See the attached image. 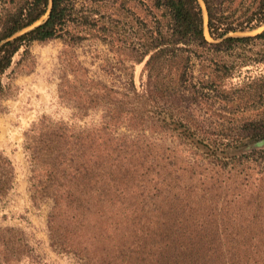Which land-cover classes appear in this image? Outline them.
Here are the masks:
<instances>
[{
  "label": "rangeland",
  "instance_id": "374dc122",
  "mask_svg": "<svg viewBox=\"0 0 264 264\" xmlns=\"http://www.w3.org/2000/svg\"><path fill=\"white\" fill-rule=\"evenodd\" d=\"M89 2L102 15L125 13L123 54L96 28L75 40L32 42L2 77L0 230L24 236L34 264H147L167 227L162 220L215 248L220 235L226 249L263 252L264 138L236 140L261 110L250 83L264 64L250 61L217 78L229 105L215 100L211 81L214 61L233 57L209 45L185 46L161 60V72L149 80V56L134 65L129 58L164 20L162 11L150 0ZM7 5L0 0V10ZM203 7L205 35L217 42ZM75 167L83 170L79 178H72ZM56 197L55 232L66 247L51 237ZM81 202L90 207L83 218L76 213ZM78 242L87 251H76Z\"/></svg>",
  "mask_w": 264,
  "mask_h": 264
},
{
  "label": "trees",
  "instance_id": "16d2710c",
  "mask_svg": "<svg viewBox=\"0 0 264 264\" xmlns=\"http://www.w3.org/2000/svg\"><path fill=\"white\" fill-rule=\"evenodd\" d=\"M3 1L8 5L0 10V92L3 89L2 77L11 67L14 56L21 48L28 47L34 41H47L59 37L75 40L97 28L112 48L116 47V51L123 54L121 51L127 50L125 49L127 41L123 39L127 31L124 26L126 22L125 19H121L125 17V13L121 12V8L117 17L112 18V14H99V10L89 2L90 0ZM150 1L154 9L162 11L161 17L164 20L157 19L154 30L139 43L140 48L134 46L135 56L129 58L134 65L149 56L146 62L149 80L154 72L157 75L161 72L162 64L159 65L161 60L176 58L186 50L185 46L200 48L209 45L216 53L223 52L233 57L230 64L214 61L215 77L211 81L215 100L228 104L232 99L225 94L217 78L232 76L233 69L239 67L241 70L240 67L248 65L250 61L258 63V66L264 64V29L255 34L229 35L236 32H252L263 27L264 0H202L207 9L210 35L219 40L217 42H209L205 35L204 7L201 0ZM45 15L47 17L38 23ZM184 75L185 73L181 74L180 80ZM131 78L132 92L135 93L137 87L134 75ZM149 82L144 84L143 89H149ZM161 85L164 83L161 82ZM170 85L172 84H165L164 87L171 89ZM250 86L254 90L256 104L261 110L254 119L245 121L246 132L240 133L236 141L244 138L249 140L264 138V67L260 69L258 78L251 81ZM171 91L177 90L173 87ZM105 158L106 154L103 155L104 167ZM115 160L116 158L112 160V165ZM5 161L12 167L11 160L6 156ZM82 173L83 170L75 167L72 178H79ZM74 198L81 200L80 196ZM56 199L58 202L56 201L55 211L50 217L51 237L54 244L66 247L67 241L55 232L57 226L55 214L60 208L59 197ZM89 208L81 202L76 213L83 218ZM79 219L75 221L80 223ZM159 223L161 227H167L161 228L160 240L153 244L154 254L148 258L147 264H237L242 259H246L247 262H264V251L243 254L237 246L226 249L220 235L216 239L221 245L215 248V244L203 235L183 236L177 234L166 220ZM77 227L74 225L72 228ZM13 232L11 228L0 230V264H34L36 256L32 247L24 236ZM78 243L80 244L74 246L76 251H87L86 244Z\"/></svg>",
  "mask_w": 264,
  "mask_h": 264
},
{
  "label": "water",
  "instance_id": "95a60500",
  "mask_svg": "<svg viewBox=\"0 0 264 264\" xmlns=\"http://www.w3.org/2000/svg\"><path fill=\"white\" fill-rule=\"evenodd\" d=\"M201 2H203L202 0H201ZM203 4H204V2H203ZM204 6H205V4H204ZM205 10H206V13H207V9L205 8Z\"/></svg>",
  "mask_w": 264,
  "mask_h": 264
}]
</instances>
